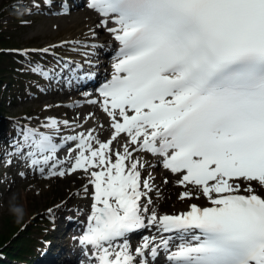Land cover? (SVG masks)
Wrapping results in <instances>:
<instances>
[{
	"label": "snow or ice",
	"instance_id": "1",
	"mask_svg": "<svg viewBox=\"0 0 264 264\" xmlns=\"http://www.w3.org/2000/svg\"><path fill=\"white\" fill-rule=\"evenodd\" d=\"M87 7L119 45L100 99L87 101L106 114L110 138L91 128L60 135L61 125H83L47 117L40 127L48 132L18 124L9 155L41 175L47 168L45 178L89 173L91 211L79 243L97 264H264V196L253 185L264 187V0H89ZM31 71L49 78L39 64ZM122 137V151H114ZM69 142V156L58 158ZM138 152L160 157L176 184L192 186L207 205L158 214ZM145 229L151 234L133 248L130 234Z\"/></svg>",
	"mask_w": 264,
	"mask_h": 264
},
{
	"label": "rangeland",
	"instance_id": "2",
	"mask_svg": "<svg viewBox=\"0 0 264 264\" xmlns=\"http://www.w3.org/2000/svg\"><path fill=\"white\" fill-rule=\"evenodd\" d=\"M20 1L21 0H0V6L6 4L3 7V8H6V10L2 18H0V30L3 31V34L6 37V40L8 42V44L0 45V47L9 46V45H13L17 47H22L26 45L46 46L50 44L51 42H57L59 40H63L68 37L78 38V36L81 34V32L79 31V27H80L79 25H74L72 28L67 27V28L61 29L59 28L58 23H56L57 21L54 20V18L52 17H39V16L29 15L26 8L23 6L22 3H20ZM26 3L29 6L33 5L31 1L29 0H26ZM1 10H4V9H1ZM22 10H24L25 13H21ZM24 18L26 19V21H23ZM41 26L42 27L45 26L49 28L48 30H42ZM79 38L81 37L79 36ZM97 39L100 42H96L95 46L100 47V45H103V40H109V37L107 39H100V37L97 36L96 39H90V40H87L86 42H91ZM89 48L94 49V45L93 44L90 45ZM14 70H17V69L14 68ZM19 70L25 71V69L22 67L21 69L19 68ZM5 73H6L5 71H2L1 74L6 76ZM16 91L18 94L17 96H15L13 93ZM5 92L6 91L0 92V105H1L0 110L5 114L6 113L7 114L17 113L18 115V113L21 111L37 112V109H39L40 107H43L41 106L42 103L41 102L37 103L36 100H34V102L32 101L33 103H30V105H28L31 98H29L28 89H26V87H21L18 90L11 89L8 91V93H5ZM66 95H68V93H66ZM69 96L70 95H68L67 98H70ZM9 100L11 101L8 102ZM45 100H48V99H45ZM66 105H70V103ZM29 107H33V108H29ZM45 111L46 110L41 111V114L44 115L46 113ZM45 118L47 117H44V120ZM37 120L38 119H35L36 122ZM39 123L42 124L41 119H39ZM74 124H76V122ZM9 125H10V121L7 120V117H4L3 114L0 113V126L7 128ZM87 125H88L87 126L88 129L89 128L94 129L95 130L94 132L96 133L97 128L95 126L94 121L93 123L90 121H87ZM84 130H86L85 126L81 128L82 132ZM107 137L108 135L106 134L102 138H107ZM97 138L99 139L100 137L98 136ZM69 163H70V160H68V162L64 164L65 169L69 167ZM0 166H2L1 161H0ZM11 167L12 166H8V167L2 166L1 167L2 170L0 172L1 174L0 175V233L2 232V229L4 228L6 221L8 220L12 223L11 225H14V227L17 225L16 234L18 233V229L20 228V230H22L21 231L22 237H25L26 231L24 232L23 228L25 227V225H30L31 222H34L35 221L34 219L37 218L44 211V208L47 206V204L51 203L52 210H55L57 206H54V204L57 203L58 199L62 197L68 196V199H73L77 204H82V202L85 200V195H84L85 194V191H84L85 184L83 183L82 180L77 182V181L72 180L75 178H72L70 176L68 177L65 176L62 178L61 177H51L47 179H41L39 180V182H35L36 177L31 174H30L31 175L30 177L29 176H25V177L19 176L17 179L14 177V171L12 170ZM75 174H80V173H75ZM163 176H166V175H163ZM141 179H148V177L147 175H143L141 173ZM163 180L165 179L162 177L161 185H165ZM51 188L56 191V194L58 195L57 197L56 196L51 197L50 195L52 193ZM183 189L185 188L181 187V188L176 189L175 191L177 195L179 191ZM13 197H15V203L23 206V208L25 209L24 218L20 223H17L15 220V217L9 212V208H8L9 201ZM193 198L194 196L191 199ZM90 200L91 199H89L87 202L89 210H90L89 208ZM188 200L191 201L190 199L183 200V201L177 200L175 202L166 201L162 203L163 207L160 206L159 209L156 208V210L158 212L174 210L176 208L186 206V202ZM34 227L35 226L31 228L32 232L35 230ZM6 230L7 229H5V231ZM12 232L13 230L11 231V233ZM58 234H60L61 237L63 236V232L61 230L58 232Z\"/></svg>",
	"mask_w": 264,
	"mask_h": 264
},
{
	"label": "bare ground",
	"instance_id": "3",
	"mask_svg": "<svg viewBox=\"0 0 264 264\" xmlns=\"http://www.w3.org/2000/svg\"><path fill=\"white\" fill-rule=\"evenodd\" d=\"M54 20L57 21L56 23H58L59 28H61V29L62 28H67V27H71L72 28L74 25H79L80 26L79 27V31L81 32V34L79 36L81 38L79 40L78 39L69 40L70 43H78V44L85 43L87 40L96 39L97 36H99L100 39H107L109 37V40H103V46L101 47V53L97 52L96 50H86L85 52L80 53V55H81L80 59H82V57L86 54L91 59H93V64H92L93 67L99 68V69L102 68V69L105 70V73H107L109 71V69H110V65H109L110 58H106V56L108 55V52H107V49H104L105 48L104 47V43L109 42L110 39H111V36H110V34L107 31L100 30V27L98 26V20L99 19H98L97 15L92 10L84 8L82 11H79V12H77L75 14H72L70 16L62 15V16L56 17ZM41 28H42V30H48L49 27H45V26L42 27L41 26ZM79 36H78V38H79ZM70 93L71 94L68 93V95H70L69 96L70 98H67L68 95H66V93H60L56 97V99L57 100L65 99L66 102L72 104V102L78 96H77V93L75 91H72ZM66 102L63 101L62 104H64V103L68 104ZM46 108L48 110H50V112H52L53 114L59 116V117H56L57 120H65V119H67V120H69L71 122H74V123L77 122L80 125H83V127L85 126L86 130L83 131L85 133L88 130L87 121H90L92 123L94 121L95 126H96L97 129H96V133L94 132L93 134L95 136H97V137L99 136L100 137L99 139L101 141H105V140H107L109 138V136L107 138H102L106 134L108 135L109 132L111 131V129H110V121L106 117V114L102 113V110L100 109L98 104L94 105V104H89V103L86 102L84 104H78L77 106H75L73 108H69V107L62 106V105H55V107H54L53 106V102H52L49 105H46ZM89 113H93L94 115L92 116L91 119L85 121L84 117L87 116ZM53 118H55V117H53ZM44 122H46V119L44 120ZM84 123H85V125H84ZM100 125H103V128H101ZM81 128L82 127H78V129L76 128V130L73 131L70 128L66 129V128L63 127V125H61V133H60V135H68V134H75L77 132H82ZM38 130L39 131H44V132H48L49 131L48 129H44L43 127H39ZM58 141H59V137L56 138L55 142L58 143ZM123 142H124V138L123 137L118 139L117 141H115L114 144H113V150L115 151L117 148H119V150L122 151V148H120V145ZM72 145H73V142H69L63 149H61V150H59L57 152V157L60 158V159H64V158L68 157L69 156L68 148L69 147H74ZM11 151L12 150H8V151H6V153L9 154ZM140 154H142L143 156L149 155L146 152H138V153H134V157L139 158ZM71 155H72V159H73L74 156H75V153L73 152ZM72 159H69L70 163L72 162ZM113 159H114V157H113ZM141 161L143 163H145V168L140 169L141 173L143 175H147L150 184L153 186V191L151 193H149V195L154 198V201L157 204H160V203L165 202L167 200H172L176 196H178L175 190L178 189V188H181L182 186H178L176 184V180H177L176 176H174L168 170H165V169H162V170L152 169L150 172H148V170H147V167H148V164H149L148 159H145V160L141 159ZM151 165H154V162ZM62 167H64V165H62ZM96 170H99V169H96ZM89 171H91V170H89ZM76 173H80L82 175L86 174L85 172L80 171V170H78ZM38 175L39 176H38L37 181L39 182V180L41 179L42 175L39 174V173H38ZM163 175H166L165 177L169 181L168 184L161 185L162 184L161 183V178L163 177ZM189 189H190V186L186 190H189ZM91 203H92V199L90 200V206H91ZM186 209H187V207H185L183 209L178 208L179 211H175V213L180 212L182 210H186ZM90 211H91V208L87 212L86 218L90 214ZM85 228H84V230H85ZM136 242L139 243L140 242L139 239H137ZM67 252H69V250L58 251V254L62 255V254H65Z\"/></svg>",
	"mask_w": 264,
	"mask_h": 264
},
{
	"label": "trees",
	"instance_id": "4",
	"mask_svg": "<svg viewBox=\"0 0 264 264\" xmlns=\"http://www.w3.org/2000/svg\"><path fill=\"white\" fill-rule=\"evenodd\" d=\"M3 43V38L0 37V44ZM9 58L8 56H6L5 54H1L0 53V70L2 69V64L4 63V61ZM7 65H4V67H6ZM3 84L5 85V88H10L13 84V77L9 76L8 78H5L3 76L0 75V91L1 87ZM12 224L10 221H6V224L4 226V228L2 229V232L0 233V245H3L4 242H7L8 238L10 237L11 231H15L14 228H12ZM5 229H7L5 231ZM22 231V230H21ZM29 231V230H28ZM26 231V232H28ZM22 234V233H20ZM33 240V238L29 237V232L26 233L25 237H21V238H15V239H11L9 240V244L7 246V249L9 251V255L11 256H15V255H19L20 257H23L22 254L25 253L26 250L31 251L33 248V244H31V241ZM4 263V262H3Z\"/></svg>",
	"mask_w": 264,
	"mask_h": 264
},
{
	"label": "clouds",
	"instance_id": "5",
	"mask_svg": "<svg viewBox=\"0 0 264 264\" xmlns=\"http://www.w3.org/2000/svg\"><path fill=\"white\" fill-rule=\"evenodd\" d=\"M9 212L15 217V220L17 223H20L25 215V209L23 208V206L15 203V197H13L10 201H9Z\"/></svg>",
	"mask_w": 264,
	"mask_h": 264
}]
</instances>
